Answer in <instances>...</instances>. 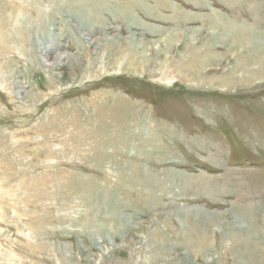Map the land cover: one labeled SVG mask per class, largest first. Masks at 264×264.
Here are the masks:
<instances>
[{
    "label": "rangeland",
    "instance_id": "obj_1",
    "mask_svg": "<svg viewBox=\"0 0 264 264\" xmlns=\"http://www.w3.org/2000/svg\"><path fill=\"white\" fill-rule=\"evenodd\" d=\"M99 258L264 264V0H0V264Z\"/></svg>",
    "mask_w": 264,
    "mask_h": 264
},
{
    "label": "bare ground",
    "instance_id": "obj_2",
    "mask_svg": "<svg viewBox=\"0 0 264 264\" xmlns=\"http://www.w3.org/2000/svg\"><path fill=\"white\" fill-rule=\"evenodd\" d=\"M215 24V23H214ZM216 25V24H215ZM218 25V24H217ZM218 26H220V27H223V28H221V29H216V27H215V29H214V33L215 34H220V35H223V36H225L224 38H227L226 36H227V34L229 33V29L226 27V25L224 24V26L223 25H218ZM195 31V30H194ZM197 31V30H196ZM174 33H176V32H174ZM172 34V36L171 37H169V38H171V39H169V41L171 42V44H168L169 46H167V49L168 50H170L171 48V45L172 44H174V42H172L173 40H178L179 38H178V35L177 34ZM196 33V32H195ZM184 36V35H183ZM261 36V35H260ZM193 38H196L197 36L196 35H194V36H192ZM257 37H259V35H255V38H257ZM244 38H245V36H244ZM167 40V39H166ZM238 40V39H237ZM165 41V40H164ZM117 43V42H116ZM216 44V43H215ZM131 45V44H130ZM142 44L140 43V44H137L136 46H131L132 48H134V50L137 48V49H140V46H141ZM218 45V44H217ZM216 45V46H217ZM250 45V44H249ZM42 46V45H41ZM252 46V45H251ZM45 49V48H44ZM231 50V49H230ZM138 51V50H137ZM253 50L251 49V52H252ZM240 54L238 53L236 56L237 57H239V59H240V56H239ZM253 55V54H252ZM225 56V55H224ZM224 56L222 55V54H220L219 52L217 53V52H210V53H206V55H205V57H200L199 59H200V63H201V65L203 66V67H208V66H211V59H218V58H220V59H223L224 58ZM42 58H43V60L46 62L47 61V59H46V55H42ZM142 58H144V56L143 55H141V56H138V57H136V60L135 61H133L131 64H130V66L128 67V68H125V70L126 71H130V72H132L133 70H136V71H138L139 70V65H140V63H139V61H140V59H142ZM145 59V58H144ZM143 59V60H144ZM235 59V58H234ZM238 59V58H237ZM258 59V58H257ZM260 59V58H259ZM241 60V59H240ZM250 59H248L247 58V61H249ZM146 61H148V59L146 58ZM221 61V60H220ZM251 61V60H250ZM257 61V60H256ZM143 62V61H142ZM141 62V63H142ZM252 62V61H251ZM148 63V62H147ZM150 63V62H149ZM158 63V62H157ZM243 63V62H242ZM254 63H255V61H254ZM258 63V62H257ZM259 63H261V62H259ZM47 64V63H46ZM123 61L122 62H118L117 63V66H114L113 68H116V69H121V68H124L123 67ZM237 64V63H236ZM241 64V63H240ZM239 64V65H240ZM164 65V64H163ZM187 65H192V64H190V63H188ZM249 65V64H248ZM260 65V64H259ZM160 66H161V68H163L162 67V64H160ZM236 66V65H235ZM262 66V65H261ZM177 68H181L182 67V64H179V65H177L176 66ZM202 67V68H203ZM253 67H255V66H253ZM257 68H258V65L256 66ZM160 68V69H161ZM236 69V68H235ZM252 69V68H251ZM121 70H123V69H121ZM191 70V69H190ZM237 70V69H236ZM153 72H155L154 71V69L152 70ZM195 71V70H194ZM194 71H189V72H194ZM161 73H162V76H164V77H166L167 76V72L164 70V69H162L161 70ZM182 73V72H181ZM188 73V72H187ZM189 74V73H188ZM241 76H242V74H241ZM255 79V78H254ZM209 103V102H208ZM224 104V103H223ZM210 108V107H209ZM102 109H103V107H102ZM102 109L100 110V112H99V114H98V119H100V121H98L99 123H100V126H101V128H103V129H106L107 130V125L103 122L104 120H105V118H104V115H103V112H105L104 110L102 111ZM212 110V109H211ZM108 111H110L111 112V114H112V117L111 118H113V120L116 122V123H118L121 127H124V128H126V127H128V125L130 126V121L128 120V118L129 117H131L133 114L135 115L136 113H135V109L133 108V105L132 104H130V102L129 101H127L125 98L123 99V98H121V99H117V101H116V103L114 104V105H111V107L108 109ZM209 112H211V111H209ZM213 113V112H212ZM217 113V112H216ZM56 125V124H55ZM54 125V127H56ZM73 125V124H72ZM53 126V125H52ZM57 128V127H56ZM187 210V209H186ZM184 211H185V209H184ZM183 211V212H184ZM186 212V211H185ZM191 213V212H190ZM246 214V213H245ZM183 215V214H182ZM186 215V214H185ZM243 215V214H242ZM198 216V215H197ZM249 216H250V214H249ZM248 217V216H247ZM245 217L246 219H243V218H241L240 219V217H238L239 218V220L237 221V223H239V224H236V225H239V228H244V227H246V225L247 224H249L250 225V218L248 217ZM246 220V221H245ZM247 222V223H246ZM235 225V226H236ZM228 226V225H227ZM221 227V226H220ZM222 227H225L224 225L222 226ZM248 227H250V226H248ZM252 227V226H251ZM251 227H250V230H251ZM203 228V227H202ZM202 228H200V229H202ZM226 228V227H225ZM247 228V227H246ZM254 228V227H253ZM186 229V228H185ZM199 229V228H198ZM197 229V230H198ZM249 230V229H248ZM190 231V230H189ZM202 230H200L199 232H201ZM239 231V230H238ZM244 231V230H243ZM190 233H192V231H190ZM193 235V234H192ZM251 237V236H250ZM240 241V240H239ZM99 242H101L100 240L99 241H97L96 242V244H100ZM238 242V241H237ZM243 242H244V240H243ZM239 244H240V242H239ZM201 245V244H200ZM252 245V244H251ZM162 246V245H161ZM237 246H238V244H237ZM154 247H156V246H154ZM160 247V246H159ZM203 248H204V250H206V248H207V245H205V244H203V246H202ZM158 248V247H157ZM162 248V247H161ZM160 248V249H161ZM152 249H154V248H152ZM159 249V250H160ZM104 250V249H103ZM151 252H153V250H150ZM162 251L165 253L166 252V254H167V252H169L166 248H162ZM161 251V252H162ZM242 251V250H241ZM106 252H108L110 255V257H111V260L114 258V252L115 251H108V249L106 250ZM151 252H149V254L150 255H147V258H156V259H160L159 257H158V255H151ZM158 252H160V251H158ZM157 252V253H158ZM159 254V253H158ZM160 255V254H159ZM239 255H241V254H239ZM70 257H71V255H70ZM242 258V257H241ZM240 258V259H241ZM153 259V260H154ZM155 261H157V260H155ZM110 262V261H109ZM114 262V261H113ZM245 262V261H244ZM146 263H149L148 261H146ZM154 263V262H153ZM174 263H177L178 264V262H174ZM94 264H112V261H111V263H106L105 262V260L104 259H101V258H99ZM116 264H123V262H121V261H117L116 262Z\"/></svg>",
    "mask_w": 264,
    "mask_h": 264
}]
</instances>
